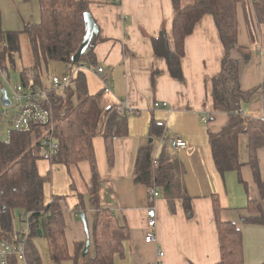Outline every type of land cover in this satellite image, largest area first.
<instances>
[{"label": "crops", "instance_id": "1", "mask_svg": "<svg viewBox=\"0 0 264 264\" xmlns=\"http://www.w3.org/2000/svg\"><path fill=\"white\" fill-rule=\"evenodd\" d=\"M194 1L181 0V4L186 6ZM87 2L89 14L98 28L94 44L96 66L103 68L109 80L110 93L105 94L106 102L108 105L126 103L133 111L139 112L138 115L127 114L126 137L106 142L97 136L92 140L97 172L103 186L102 206L125 222L129 229L123 256L116 258L115 264H217L219 243L212 213V195H218L223 208L221 220L237 224L242 233L244 264H263L264 226L240 223V218L247 215L244 210L247 203L260 202V192L249 166L248 137L240 135L238 138L242 183L238 182L235 172L219 175L208 145V135L220 132L228 120L226 114L213 110L211 99V78L220 71L223 57V46L212 16H203L185 39V54L181 60L183 79L177 81L170 77L165 60L153 55L151 46V38H156L162 27L170 37L174 17L171 0ZM237 14V45L240 51L234 56L240 64L241 90L247 92L264 83V22L258 23L252 0H247L243 7L239 6ZM39 20L36 2L0 0V28L3 32L20 33L26 23L37 24ZM170 45L172 47L171 41ZM244 52L249 54L247 61H244ZM154 71L157 75L152 81ZM85 72L86 80H93L94 90H101L96 76L90 71ZM155 103H165L166 107L155 109ZM240 113L263 119L264 93L252 95L248 102L242 104ZM150 126L154 128L153 132ZM158 132L165 139L178 138L187 145L181 152L167 146L183 164L184 186L192 198L191 217L185 215L179 202H176L175 213L171 215L160 196L150 200L147 188L133 183L132 174L139 147L152 143L153 157H157L162 148L163 137H159ZM107 144L112 149V167L107 160ZM256 158L259 177L264 184V148L256 151ZM78 171V179L66 176L62 185L55 186V193L53 184L50 188V194L70 196V204L63 206V218L71 257L75 255V244L86 240L84 226L73 212L75 200L72 195L75 189L82 188V181L88 185L91 179L87 162L79 163ZM48 198L45 194L47 202ZM84 205L92 248L94 211L87 197L84 198ZM151 206L156 212L153 231L156 242L146 244L143 241L147 231L146 209ZM20 213L17 212L14 217L20 216ZM33 244L42 264H52L48 259L46 240L39 236ZM159 252L163 253L162 257ZM61 264H72V261Z\"/></svg>", "mask_w": 264, "mask_h": 264}, {"label": "trees", "instance_id": "2", "mask_svg": "<svg viewBox=\"0 0 264 264\" xmlns=\"http://www.w3.org/2000/svg\"><path fill=\"white\" fill-rule=\"evenodd\" d=\"M24 1L37 3L40 20L37 24L26 23L20 33L3 32L0 28L2 69H15L14 53H19L20 35H25L32 59V65L23 67L20 71V79L25 78L28 71H33L36 74L35 80L39 81L42 70L47 71L54 63L62 64L66 67V72L80 65L96 66L94 45L81 55L77 64L71 63V58L86 33L84 15L89 13L87 0ZM171 2L174 17L170 37L162 27L158 36L151 38L153 55L165 60L172 79L182 81L181 60L185 54V39L191 35L203 16H212L223 46V57L220 71L211 78V99L213 110L226 114L228 120L226 126L216 133L218 135L209 134L208 145L219 175L235 172L238 182L242 183L238 138L240 135H247L249 166L260 192V202L247 203L244 208L247 215L240 218V223L264 226V184L259 177L256 158V151L264 148V119H254L240 113L242 104L248 102L252 95L264 93V83L250 91H242L239 82L240 64L234 56V53L240 51L237 45V12L239 6L247 4V0H196L186 6H182L181 0ZM252 5L258 23L262 24L264 2L252 0ZM243 58L247 61L249 54L244 52ZM156 75V71L152 72V81ZM71 83L73 88H65L62 95L49 96L57 150L50 162H47L48 169L44 173H40L38 167V162L42 160L39 153L44 128L34 127L28 133H11L6 143L0 140V240H10L21 233V229L18 232L13 231L16 211L30 213L24 264H42L39 252L33 244L40 235L46 240L52 264L69 260L72 264H115V259L123 256L124 244L129 240L127 224L102 206L103 186L97 172L92 144L97 136L106 142L126 137L128 115L119 117L115 110L116 105H108L102 90L90 95L84 72H79ZM150 131H154L152 126ZM160 132L157 135L163 137ZM168 140L162 138V148L155 157V164L152 162V143L139 148L132 174L133 183L146 185L148 191H157L167 201V210L171 215L175 213L176 202H179L185 215L191 217L192 198L184 186L183 164L168 149ZM106 153L108 164L112 167L113 156L109 144L106 146ZM81 162L89 164L91 179L88 185L82 181V188L74 190L73 212L78 219L86 213L84 198L87 197L88 204L94 211L91 225L92 248L87 255L82 256L84 243L75 244V255L71 257L67 249L63 218V206L66 205L65 199L68 196L50 194L47 202L45 187L51 188L52 172L55 169L64 170L70 179L73 176L78 179V164ZM211 205L219 243L217 264H244L243 236L238 225L221 220L223 208L218 195L211 196ZM8 264L19 263L16 259H10Z\"/></svg>", "mask_w": 264, "mask_h": 264}, {"label": "built area", "instance_id": "3", "mask_svg": "<svg viewBox=\"0 0 264 264\" xmlns=\"http://www.w3.org/2000/svg\"><path fill=\"white\" fill-rule=\"evenodd\" d=\"M85 71H90L96 76L104 94L110 93L107 74L102 67L98 66L86 67L80 65L69 70L63 76L51 75L50 77L45 70H42L40 83L35 80L34 75L31 73L14 85L9 82L8 71L0 67V91L3 89L1 82H5L10 90L9 96L4 89L9 105L4 106L0 101L3 108L0 111V137L2 134L1 125H6V139L3 142L8 141L11 133H28L34 127L46 128L48 133L41 138L39 155L44 162H50L57 150V143L53 136L54 122L49 96L50 94L62 95L65 88H73L72 80L76 78L79 72ZM153 107L155 109L165 108L166 104L155 103ZM115 110L119 117L126 114H139V112L129 108L126 103H118ZM10 112L11 114H9ZM203 120L204 122L207 121L205 118ZM168 145L175 152H181L187 148L184 141L178 138L169 139ZM152 160L155 164V157ZM148 196L150 200H153L159 197V194L153 189L148 191ZM18 219L21 224V233L10 240H0V264H8L10 259H16L18 263H25V243L29 234L30 213L21 212ZM146 227L147 231L143 241L146 244L155 243L156 238L153 231L156 227V212L152 206L146 209ZM159 256L162 257L163 253L159 252Z\"/></svg>", "mask_w": 264, "mask_h": 264}, {"label": "rangeland", "instance_id": "4", "mask_svg": "<svg viewBox=\"0 0 264 264\" xmlns=\"http://www.w3.org/2000/svg\"><path fill=\"white\" fill-rule=\"evenodd\" d=\"M20 45H19V53H14V65H15V69L12 70V69H9L8 70V74H9V77H10V84L11 85H14V84H17L19 81H20V71L22 70L23 67H29L32 65V59H31V56L29 54V51H28V47H27V39L25 37V35H20ZM16 63V64H15ZM66 67H64L62 64H59V63H54V64H51L49 66V68L47 69L46 73L47 75L50 77L51 75L55 74V75H58V76H63L65 73H66ZM33 74L34 77L36 76V74L33 72V71H28V74ZM86 75L87 73L84 72ZM43 74V73H41ZM98 82V81H97ZM98 83H96V87H97ZM1 87L3 89H5L8 93V95L10 96V90L7 86V84L5 82H1ZM87 89H88V93H95L96 91H98V88L96 90H94V84H93V80H89L87 81ZM3 108L2 106L0 105V111H2ZM11 114V112L9 113ZM5 130H6V125L3 124L1 125V141H4L6 139V133H5ZM48 133V129L44 128L43 129V136H45L46 134ZM38 167H39V171L40 173H44L46 169H48V165H47V162H44L42 160H40L38 162ZM66 172L61 169H58V170H53L52 172V179H53V192L55 193V186H58L59 184H63V181H65V177H66ZM67 178V177H66ZM45 194L49 197L50 196V186H46L45 187ZM66 203L67 204H70L71 200H70V196L67 197L65 199ZM18 211H16L15 214H17ZM15 216V215H14ZM19 216L17 217H13V231L14 232H18L20 230V227H21V224L19 222V220H17ZM80 220V219H79ZM81 222V221H79ZM41 257V256H40ZM49 259V258H48ZM50 261V259H49ZM51 262V261H50ZM19 264H24V263H19Z\"/></svg>", "mask_w": 264, "mask_h": 264}, {"label": "water", "instance_id": "5", "mask_svg": "<svg viewBox=\"0 0 264 264\" xmlns=\"http://www.w3.org/2000/svg\"><path fill=\"white\" fill-rule=\"evenodd\" d=\"M84 21L86 23V33H85L83 41H82L81 45L79 46L77 52L71 58V63L72 64H77L79 62V59H80L81 55L84 54V52L91 45L95 44L96 38L98 36V28H97L96 24L94 23V21L91 18L89 13H86L84 15ZM0 101H1V104H3L4 106H8L9 105V100H8V98L6 96V92H5L4 89H2L0 91ZM80 221L82 222V224L84 226V230H85V234H86V240L84 242V247H83V251H82V256H85V255L88 254L89 248H90V239H89V233H88V228H87L85 214H82L80 216ZM38 233H40V231H38Z\"/></svg>", "mask_w": 264, "mask_h": 264}, {"label": "bare ground", "instance_id": "6", "mask_svg": "<svg viewBox=\"0 0 264 264\" xmlns=\"http://www.w3.org/2000/svg\"><path fill=\"white\" fill-rule=\"evenodd\" d=\"M209 118V117H208ZM264 119V118H263ZM258 122V121H257ZM225 123V122H224ZM231 123V122H230ZM234 125V124H233ZM218 126V125H217ZM226 126V125H225ZM221 127V126H220ZM219 127V128H220ZM217 130V129H216ZM222 130V129H221ZM228 131V130H227ZM212 133V132H211ZM217 133V132H216ZM151 135V134H150ZM216 135H218V134H216ZM209 136V135H208ZM211 136V135H210ZM156 137V136H155ZM144 140V139H143ZM145 142V141H144ZM259 145V144H258ZM149 147V146H148ZM140 148V147H139ZM192 149V148H191ZM197 149V148H196ZM144 150V149H143ZM150 150V149H149ZM159 150V149H158ZM145 151V150H144ZM157 151V150H156ZM163 153V152H162ZM140 157V156H139ZM144 158V157H143ZM142 158V159H143ZM210 159V158H209ZM143 161V160H142ZM231 168V167H230ZM216 172V171H215ZM239 172V171H238ZM218 174V173H217ZM241 181V180H240ZM142 183V182H141ZM245 184V183H244ZM146 186V185H145ZM163 189V188H162ZM182 189H184V188H182ZM205 197V196H204ZM174 199V198H173ZM167 202V201H166ZM169 203V202H168ZM182 203V202H181ZM156 204V203H155ZM159 205V204H158ZM219 205V204H218ZM162 206V205H161ZM259 206V205H258ZM147 208V207H146ZM156 208V207H155ZM245 210V209H244ZM161 212V211H160ZM113 216V215H112ZM263 217V216H262ZM122 218V217H121ZM261 218V217H260ZM31 220V219H30ZM253 221V220H252ZM247 223V222H246ZM31 227V226H30ZM32 228V227H31Z\"/></svg>", "mask_w": 264, "mask_h": 264}]
</instances>
